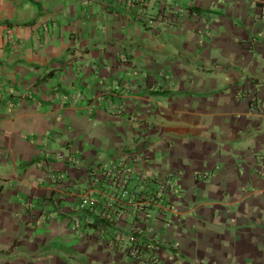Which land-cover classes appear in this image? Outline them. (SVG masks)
<instances>
[{
	"label": "crops",
	"instance_id": "obj_1",
	"mask_svg": "<svg viewBox=\"0 0 264 264\" xmlns=\"http://www.w3.org/2000/svg\"><path fill=\"white\" fill-rule=\"evenodd\" d=\"M172 1L200 18L0 0V264H264V0ZM124 156L133 194L174 172L139 234L158 263L121 252L133 210L103 230L79 208Z\"/></svg>",
	"mask_w": 264,
	"mask_h": 264
},
{
	"label": "built area",
	"instance_id": "obj_2",
	"mask_svg": "<svg viewBox=\"0 0 264 264\" xmlns=\"http://www.w3.org/2000/svg\"><path fill=\"white\" fill-rule=\"evenodd\" d=\"M134 10V18L148 28L169 27L176 28L181 21V17H192L195 20L200 18L192 4L188 6L179 5L172 0H115ZM205 23V19H202ZM120 113L122 110L118 108ZM126 156L119 158L111 166L100 169L95 166L93 169V179L91 185L100 187L101 180L112 189L109 194L102 192L101 197L95 196L96 190L91 188L80 197L79 208L94 213L95 219L86 217L84 221L89 224L95 222L100 228L105 230L108 224H120L129 213L135 212L134 221L129 227L126 243L122 246L121 252L135 260L158 263L160 261V242L145 243L141 238L143 225L148 224L150 211L157 207L160 215L164 216L166 209L160 206L163 194L171 198L175 189L170 186V178L174 172L167 174L160 183L159 189L147 193H131L128 186L133 178L134 171L127 166ZM138 180L148 179L144 173L137 174ZM133 207V209H132ZM94 220V221H93ZM82 217L76 216L73 219V228H79ZM140 234V235H139ZM147 249L152 253L147 256Z\"/></svg>",
	"mask_w": 264,
	"mask_h": 264
}]
</instances>
